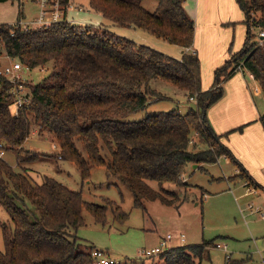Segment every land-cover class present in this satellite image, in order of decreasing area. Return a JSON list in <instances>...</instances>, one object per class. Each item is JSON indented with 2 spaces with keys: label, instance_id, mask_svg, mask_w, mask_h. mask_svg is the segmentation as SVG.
<instances>
[{
  "label": "trees",
  "instance_id": "16d2710c",
  "mask_svg": "<svg viewBox=\"0 0 264 264\" xmlns=\"http://www.w3.org/2000/svg\"><path fill=\"white\" fill-rule=\"evenodd\" d=\"M238 2L248 27L244 47L215 70L216 81L206 91L200 57L191 50L196 21L184 0H89L90 8L104 19L179 46L181 58L109 29L92 30L69 21L25 28L20 25L24 17L20 8L16 23H0V56L4 48L10 59L31 68L48 66L51 72L29 85L30 106L19 114L13 113V83L0 74V149L12 151L18 166L45 159L48 155L25 146L32 128L39 126L40 134L60 148L58 158L77 165L82 182L91 177L94 166L102 165L131 190L136 206L147 209L145 200H159L179 207L178 192L164 185H181L190 164L230 156L206 115L223 97L222 81L242 64L264 93V39L260 44L253 33L254 28L264 30V0ZM155 79L178 87L189 98L197 96L195 107L185 114L174 108L142 120H126L159 95L152 86ZM260 121L264 127V114ZM195 133L208 144L206 148H190L197 142ZM27 169L17 170L0 157V206L11 218L0 224L4 240L0 264H95L93 247L81 249L77 230L85 224V210L105 223L108 206L85 200L82 191L53 177L36 184ZM150 181H156L159 189ZM105 200L115 219H128L120 205ZM213 244L211 239L171 247L161 258L166 264H201ZM226 264L242 263L228 259Z\"/></svg>",
  "mask_w": 264,
  "mask_h": 264
},
{
  "label": "rangeland",
  "instance_id": "374dc122",
  "mask_svg": "<svg viewBox=\"0 0 264 264\" xmlns=\"http://www.w3.org/2000/svg\"><path fill=\"white\" fill-rule=\"evenodd\" d=\"M38 1L10 0L4 2L5 4L0 3V23H5L1 22L6 20L5 18H9V22L17 18L19 7L17 2L19 4L24 2V21L28 24L20 23V25L39 28L40 26L35 23L42 11ZM55 2L56 0H49L51 6ZM185 3L190 14L189 8L194 5L192 14H194V19L196 18V27L198 26L195 33L196 36L198 34L196 48L201 56L202 82L208 84L206 88L208 90L216 81L215 70L227 61L226 51L231 50L230 54H234L244 47L248 30L246 14L238 0H214L207 8L210 16L205 18L202 11L206 6L204 7L202 0H186ZM70 4L73 6L68 10V18L82 22L83 25L88 24L85 27L91 26L92 30L109 29L119 36L153 47L175 58L182 56V50L175 44L158 39L133 26H119L104 19L90 8L89 0H70L68 6ZM79 8H83V11H79ZM82 23L78 24L82 25ZM202 27L204 29H201ZM260 31L259 28L253 29L256 40H258ZM209 37L216 39L217 42L225 41L227 45L224 44V48L218 47L215 54L214 48L210 49L208 46ZM2 49L1 66L17 60L7 57L4 48ZM50 72L51 68L48 66H39L26 71L27 86L41 82ZM222 82L223 90H226V82ZM152 86L159 92V95L153 97V101L149 102L145 110L128 116L126 120H142L148 115L174 108L185 114L189 108L196 105L195 101H192L184 91L168 82L155 79L152 81ZM256 105L264 114V93L257 98ZM209 108L206 112L207 118ZM40 133L39 126L33 127L25 146L46 154L48 157L41 161L27 162L18 166L15 154L6 149L4 158L17 170L22 166L28 168L27 172L36 184H42L46 176L53 177L73 190L82 191L85 200L108 206L105 223L96 221L88 210L84 211L85 224L77 230L82 250H89L91 247L103 250L104 253L117 259V264H166L161 254L150 258L143 256L142 251L160 244L168 233L176 237L183 233L185 234L184 241L174 240L176 238L174 237L170 244L187 245L214 239L213 246L206 253L201 264H226L228 259L241 261L242 264H264V200L256 201L251 198V195L242 196L246 190L237 189L236 185L228 186L219 183L217 179L216 182H210L211 174L204 166L194 168L195 164H190L185 172L188 180L184 179L181 185L174 183L164 185L167 189L178 192L182 198L179 207L163 204L159 200H145L147 209H144L134 204L135 198L131 190L116 178L109 176L105 166H94L91 177L82 182L77 165L58 158L60 148L56 146L51 137ZM193 137L197 144L193 142L196 146L192 144L191 149L208 146L200 139L198 133L193 134ZM216 168L221 172L218 165L211 167V169ZM150 184L155 189H159L156 181H150ZM196 184L207 188V196H203V189ZM106 198L116 202L128 212V219L125 221L115 219L113 208L106 203ZM252 200L255 201L253 209L249 207ZM8 221H11L9 214L0 206V224ZM218 244L223 247L218 248ZM1 250H4V240L0 225Z\"/></svg>",
  "mask_w": 264,
  "mask_h": 264
},
{
  "label": "crops",
  "instance_id": "0c3cea01",
  "mask_svg": "<svg viewBox=\"0 0 264 264\" xmlns=\"http://www.w3.org/2000/svg\"><path fill=\"white\" fill-rule=\"evenodd\" d=\"M213 2L214 0H202L204 7L206 6L202 11V13L205 14L204 18L206 16H210V11L207 8L212 5ZM17 4L19 6L17 18L10 22L8 21L10 20L9 18H5L6 20L1 22L12 24L18 21L20 8H22L24 14V2H21L22 6L19 2H17ZM189 9L191 12L190 15L193 16L194 14H192V11L194 9V5H191ZM20 22L21 24L27 23L24 21V17H22ZM82 26L85 25L82 23ZM201 29L204 28L202 27ZM208 40V46L210 49L214 48L215 54L218 51V47L224 48V44L225 46L227 45L225 41L217 42L216 39H212L210 37ZM197 42L198 34L197 36L195 34V41L191 50L197 51L199 55L198 49L196 48ZM199 50L202 54V50L200 48ZM230 53L231 50L230 52L226 51L225 56L227 55L228 57L226 60L231 58L233 53ZM225 82L226 90H224V95L216 104L209 108L208 119L215 132L221 135L222 143L230 150V156L223 154L216 162L202 163L200 165L197 164V167L194 166V168L204 166L206 171L211 174V179L209 180L210 182H216L217 179L220 181L219 183H224L228 186H231L232 184L236 185L235 187L237 189L246 190L242 196L251 195L252 199L262 201L264 200V127L260 121V117L263 112H261L258 105H256V100L263 95V91L259 82L254 78L251 72L243 66L241 68H237L232 76L225 80ZM207 87L208 84L203 82V89L207 90ZM239 127L242 128L240 129ZM2 157L4 158V156ZM215 165L220 167L221 172L218 168L211 169V167ZM242 173H244V176H242ZM184 179L188 180L186 174L184 175ZM196 185L203 189V196H206L208 193L207 188L201 184ZM249 187L254 188L255 191L248 193ZM251 203L255 205V201L252 200ZM174 240H180L179 236H177ZM172 246L177 247L180 245Z\"/></svg>",
  "mask_w": 264,
  "mask_h": 264
},
{
  "label": "built area",
  "instance_id": "2783aa9c",
  "mask_svg": "<svg viewBox=\"0 0 264 264\" xmlns=\"http://www.w3.org/2000/svg\"><path fill=\"white\" fill-rule=\"evenodd\" d=\"M38 2L41 5L42 11H41V15L38 17L35 23L38 24V26L40 27L47 26L54 22H60V21H69L73 24L81 23V22L76 21L75 19L68 18V10L72 8L73 4H70V6H68L69 3L63 4L61 0H56L55 4L52 6L49 4V0H39ZM60 5H62V7ZM50 7H52V9ZM79 11H83V8H79ZM85 25H88V24H85ZM25 28H28V27H25ZM258 38L260 39V44H262L263 39H264V30H261L259 32ZM241 67H242V64L238 66V68H241ZM31 69L33 68L27 65H24L19 60H14L10 62L9 64L2 65L0 69V74L3 75L8 81L13 83V86L10 89V93L13 96L12 107L14 110L13 111L14 114H19L21 111L27 109L30 106V102L32 98V91L30 87L27 86L26 84L27 79L25 76L26 75L25 72ZM190 99L196 102L197 96L191 97ZM5 152H6L5 149H0V157L4 156ZM251 191H255V189L249 187L248 193L249 192L251 193ZM249 207L253 209L254 204L250 203ZM174 237H175L174 234L168 233L161 240L160 244H158L157 246L151 249L143 250L142 255L146 257H150V258L159 256L160 254L164 253L166 250L173 247L170 243L174 239ZM179 238H180V241H184L185 234L181 233L179 235ZM217 247L222 248L223 246L221 244H218ZM92 256L94 258L95 264H117L118 263L117 259H115L114 257H111L109 254L104 253L103 250L93 249Z\"/></svg>",
  "mask_w": 264,
  "mask_h": 264
},
{
  "label": "water",
  "instance_id": "95a60500",
  "mask_svg": "<svg viewBox=\"0 0 264 264\" xmlns=\"http://www.w3.org/2000/svg\"><path fill=\"white\" fill-rule=\"evenodd\" d=\"M194 166L197 167V164H195Z\"/></svg>",
  "mask_w": 264,
  "mask_h": 264
}]
</instances>
